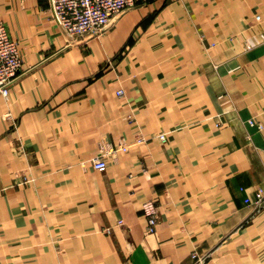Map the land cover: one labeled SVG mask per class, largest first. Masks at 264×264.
Wrapping results in <instances>:
<instances>
[{"label": "crops", "instance_id": "crops-1", "mask_svg": "<svg viewBox=\"0 0 264 264\" xmlns=\"http://www.w3.org/2000/svg\"><path fill=\"white\" fill-rule=\"evenodd\" d=\"M0 21L23 58L0 95V264H264V0H146L84 46L45 0H0Z\"/></svg>", "mask_w": 264, "mask_h": 264}, {"label": "built area", "instance_id": "built-area-1", "mask_svg": "<svg viewBox=\"0 0 264 264\" xmlns=\"http://www.w3.org/2000/svg\"><path fill=\"white\" fill-rule=\"evenodd\" d=\"M48 3V11L51 19L57 25L58 29L66 38V45L84 46L100 35L104 34L111 22L124 13L125 11L142 4L146 0H45ZM256 21L261 17L256 16ZM217 43H211L206 48V52ZM23 68V58L17 41L13 40L6 29V26L0 21V95L8 97L10 86L17 75ZM118 96H123V92L118 90ZM221 123L218 122L217 125ZM250 125H254L253 120H249ZM259 128L262 126L260 124ZM220 126V125H218ZM161 143L167 142V134L159 133L155 136ZM154 137V138H155ZM148 140L138 137L129 144H118L105 148L93 159V167L97 170L106 168V158L114 156L117 152H126L129 148L143 143ZM29 182V181H28ZM26 180L22 183H28ZM264 191L259 189L255 198L246 199L247 205H253L256 211L264 209L263 201ZM142 210L146 215V231L153 234L158 225V216L155 203L146 201L142 204ZM122 222V221H120ZM119 222V223H120ZM111 228L106 232L111 233ZM203 259L196 257L195 264H202Z\"/></svg>", "mask_w": 264, "mask_h": 264}, {"label": "rangeland", "instance_id": "rangeland-1", "mask_svg": "<svg viewBox=\"0 0 264 264\" xmlns=\"http://www.w3.org/2000/svg\"><path fill=\"white\" fill-rule=\"evenodd\" d=\"M262 38H264V36L261 35ZM245 49L250 48L249 45L246 44V46H244ZM220 122V121H219ZM218 125H223V122L219 123ZM264 191V190H263ZM263 201H264V196H263ZM264 208V207H263ZM264 210V209H263Z\"/></svg>", "mask_w": 264, "mask_h": 264}]
</instances>
